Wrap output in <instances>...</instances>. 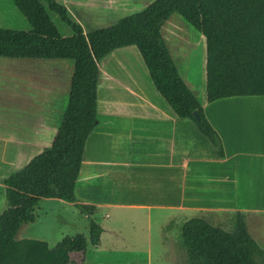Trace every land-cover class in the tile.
I'll return each mask as SVG.
<instances>
[{
	"label": "trees",
	"instance_id": "trees-1",
	"mask_svg": "<svg viewBox=\"0 0 264 264\" xmlns=\"http://www.w3.org/2000/svg\"><path fill=\"white\" fill-rule=\"evenodd\" d=\"M11 2L28 29L0 27V57L69 59L73 71L51 145L2 178L6 202L0 213V264H82L88 243L97 247L103 231L93 218L96 206L79 202L75 193L86 141L98 123L99 63L116 49L134 46L175 115L190 119L217 156L224 157L222 140L179 72L161 27L177 13L201 33L208 102L264 95V0H153L111 25L88 29L71 19L57 0ZM51 14L71 33L62 35ZM42 198L73 204L88 219V238L80 233L65 236L54 247L42 240L16 239L22 224L35 221L34 208ZM229 217L231 230L205 215L182 222L179 242L186 264H264V249L250 234L245 212L236 210Z\"/></svg>",
	"mask_w": 264,
	"mask_h": 264
},
{
	"label": "crops",
	"instance_id": "crops-1",
	"mask_svg": "<svg viewBox=\"0 0 264 264\" xmlns=\"http://www.w3.org/2000/svg\"><path fill=\"white\" fill-rule=\"evenodd\" d=\"M151 1L106 2L110 12L118 13L130 4L141 6ZM62 2L67 8L68 0ZM123 64L121 58L114 61L115 69L103 64L98 123L87 138H91L85 147L89 153L83 158L75 187V193L82 196L78 197L80 202L95 205L96 212H105V216L116 208H156L165 211L169 225L202 211L264 213V168L243 167L258 160L259 165L264 163V95L231 96L212 102L207 101L206 90L196 95L222 140L224 157H219L190 119L177 117L166 106L153 83L151 86L143 74L133 77ZM126 73L131 79L125 78ZM11 76L16 77L14 73ZM23 108L26 118L0 120V196L4 191L2 178L40 153L48 132L52 129L53 138L62 119L52 120L55 108L50 103L39 106L40 116L34 122L28 98ZM192 137L198 140L192 142ZM113 150L120 156L107 155ZM133 178L144 179L137 202H127V197L121 202L113 200L115 189L128 193L125 191Z\"/></svg>",
	"mask_w": 264,
	"mask_h": 264
},
{
	"label": "rangeland",
	"instance_id": "rangeland-1",
	"mask_svg": "<svg viewBox=\"0 0 264 264\" xmlns=\"http://www.w3.org/2000/svg\"><path fill=\"white\" fill-rule=\"evenodd\" d=\"M57 1L63 5L62 0ZM106 1L68 0L65 5L69 9L71 19L79 22L84 29H88L111 25L117 19L139 11L149 4L141 6L130 4L122 8L123 11L112 13L107 9ZM51 18L62 35L71 33L69 27L57 15L51 14ZM0 27L8 30L28 29L27 21L11 0H0ZM161 33L179 72L189 87L196 95H203L205 91L203 78L205 77L206 48L201 33L177 13H173L166 20L161 27ZM117 58L123 59L124 68L128 69L133 77L137 78L143 74L147 82L153 86L142 58L134 46L122 47L107 55L99 63L101 76L103 64L112 69L117 68L113 65ZM135 70H139V72H133ZM72 71L73 61L69 59L0 57V120H11L12 116L15 120L26 118L27 112L23 106L28 98L33 122L40 116L38 115L39 106L47 103L55 108L52 120L58 122L66 107ZM11 73H14L16 77L11 76ZM124 76L130 78L129 73ZM100 85L101 92H103L102 79ZM8 96L14 97V99L10 100ZM98 96L99 106V102L103 99L100 97V89ZM166 106L168 107V105ZM51 133L52 129L46 136L45 147L51 145L53 139L52 136L50 138ZM196 140H198L197 137L191 138L192 142ZM88 153L85 151L84 157ZM119 153V151L113 150V153L107 155L118 157ZM258 162L255 165L244 164L243 167L249 168V170L251 168L252 170L258 169L259 166L264 168V163L259 165ZM143 182L144 179L133 178L130 180V188L125 191L128 192V195L124 194L120 188L115 189L111 197L119 202L127 200V198L130 199L127 202H137L136 197L141 191L138 188ZM78 197L82 199L79 192L76 193V198ZM79 198L77 200L80 202ZM5 202L6 198L2 190L0 213L5 208ZM107 213L108 216H105V212L100 213L99 211L93 216L103 231L100 236V244L97 247L88 243L84 264H186L184 250L179 242L180 223L183 219L167 225L165 211L156 208L152 210H138L131 207L116 208L108 210ZM34 214L35 221L22 224L16 233V239L42 240L47 242L50 247H54L65 236L80 233L88 238L87 217L67 201L42 198L35 206ZM199 215H205L214 222L222 223L225 229H233L234 224L227 211L220 213L202 211L193 214V216ZM246 221L250 234L264 249V213L250 212L246 214ZM75 258L78 259V256L75 255Z\"/></svg>",
	"mask_w": 264,
	"mask_h": 264
}]
</instances>
